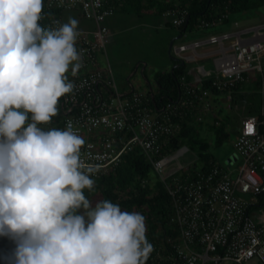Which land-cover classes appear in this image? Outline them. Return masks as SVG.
<instances>
[{
  "label": "built area",
  "instance_id": "built-area-1",
  "mask_svg": "<svg viewBox=\"0 0 264 264\" xmlns=\"http://www.w3.org/2000/svg\"><path fill=\"white\" fill-rule=\"evenodd\" d=\"M72 11L91 20L94 29L78 30L76 47L82 67L76 76L70 74L71 70L66 73L74 88L59 100L61 120L52 118L39 127L64 130L71 124L72 130L85 140L81 160L86 166L98 167L92 176L95 182L135 149L147 156L162 181H169L166 188L171 198L170 220L177 231L176 239H169L172 264H264V25L183 45L178 50L181 59L180 53L188 50L196 58L200 47L219 45V51L213 53L219 55L216 71L200 68L207 78L201 77L199 82L209 81L219 91L239 90L249 80L248 74L256 71L262 99L259 114L246 116L241 122L236 149L242 165L229 171L214 164L207 173L201 167L195 177H185L169 174L166 169L188 149L182 147L172 155L164 149L182 130L173 119L184 117V108L195 107V103H168L158 113L150 107L152 100L147 94H121L112 70L102 68L99 57L105 54L111 36L107 22L116 13L111 0H46L39 23L59 27L64 23L63 15ZM163 15L174 17V26L181 28L189 12L176 8ZM211 25L203 22L199 27ZM249 34L253 35L246 37ZM181 81L190 98L201 101L210 93L191 86L185 76ZM249 126L252 132H248ZM239 194L250 195L251 199L247 201Z\"/></svg>",
  "mask_w": 264,
  "mask_h": 264
},
{
  "label": "clouds",
  "instance_id": "clouds-1",
  "mask_svg": "<svg viewBox=\"0 0 264 264\" xmlns=\"http://www.w3.org/2000/svg\"><path fill=\"white\" fill-rule=\"evenodd\" d=\"M43 8L0 0V236L15 241L14 264H146L145 217L106 199L91 208L84 195L98 171L81 160L84 138L71 124L39 127L72 92L70 66L82 67L78 20L41 26Z\"/></svg>",
  "mask_w": 264,
  "mask_h": 264
},
{
  "label": "rangeland",
  "instance_id": "rangeland-1",
  "mask_svg": "<svg viewBox=\"0 0 264 264\" xmlns=\"http://www.w3.org/2000/svg\"><path fill=\"white\" fill-rule=\"evenodd\" d=\"M174 1L177 3L176 6H179V3L184 0ZM79 14L76 12L74 14L67 13L64 23H67L71 17L78 20L77 30H93V22L82 18ZM116 19H121V22L117 24ZM166 21L169 25L168 28H164ZM203 22L206 23L207 21L200 20L199 24ZM173 23L174 17L161 15L158 7L147 8L141 16L128 15L117 11V14L109 19V26L114 34L107 44L105 54H100L99 57L102 68H112L120 92L135 87L138 92L146 94L148 92L147 76L155 84L153 70L156 69L165 73H169L170 70L172 72L173 61L169 50L172 41L182 32ZM211 24L208 28L197 26L192 31L187 32L182 39L176 40L175 47L185 43L186 45H190V43L194 44L198 41H205L214 36L234 34L262 26L264 25V6L239 13H228V18L221 17L218 21L211 22ZM252 35L249 34L246 37H251ZM227 44L230 45L229 42ZM218 49L219 45H207L200 47L198 53L201 55L211 54L215 53ZM189 54L186 53L185 55ZM218 57L219 55L217 54H211L207 57H199L194 61L186 62L184 73L187 77L191 78V86H202V82L197 83L195 80L201 67H205L207 71H212L213 73L216 71L215 60ZM139 60H144L146 61L144 63L149 65L144 74L141 70H137ZM70 70L71 68H69ZM200 75L202 76V74ZM248 77L249 80L239 90H223L217 94L210 92L195 107L189 106L190 111L192 113L195 112L194 126L199 131L201 130L202 137L210 144L207 157L229 171L236 170L238 166L242 165V160H240L241 158L236 149L241 122L246 116L258 115L262 105L259 73L251 71ZM203 78L206 79L207 77L203 76ZM28 115L31 116V113ZM214 123L226 127L228 136L221 144L217 143L216 135L210 131V126ZM183 147H186L188 152L178 156L166 170L169 174L176 173L175 175L177 176L195 177L202 167L200 156L189 145ZM179 150L173 154H178ZM236 176L237 172L234 174V177ZM151 177L153 183L162 181L156 172H153ZM87 193L88 189H85L84 195L86 196ZM239 196L245 198L247 201L251 199L250 195L239 194ZM102 200L103 195L100 191L96 193L92 192L90 207L94 208ZM85 213L86 210L83 208L78 212L81 215ZM145 223L147 228L146 220Z\"/></svg>",
  "mask_w": 264,
  "mask_h": 264
},
{
  "label": "trees",
  "instance_id": "trees-1",
  "mask_svg": "<svg viewBox=\"0 0 264 264\" xmlns=\"http://www.w3.org/2000/svg\"><path fill=\"white\" fill-rule=\"evenodd\" d=\"M45 3L46 0H44L43 11H45ZM111 5L118 12L135 16H141L147 8L152 7H158L161 15L176 8L187 9L190 17L189 26L185 28L184 24L180 28L182 32L187 33L199 26L200 20L215 22L228 13H239L263 7L264 0H184L179 3V6H176L177 3L174 0H111ZM58 14L62 15L63 13L58 12ZM184 68L178 66L172 73H159L157 75L159 94L150 102V107L156 112H161L168 103H183L184 96L192 100L195 105L198 104V99L190 98L185 94L181 83V77L185 75ZM201 87L213 94L221 93V91L213 88L209 81L202 82ZM189 108V106L184 108V117L173 119L181 124L182 130L176 138H173L165 146L164 151L170 155L183 146L189 145L193 151L198 152L202 171L207 173L216 163L207 157L210 144L202 137L201 130L199 131L194 126L195 112L192 113ZM52 118L57 121L61 120L59 114ZM30 121L31 116H29ZM210 131L216 135L218 144L224 142L228 136L226 127L220 126L218 123L212 124ZM153 172H155L154 167L147 156L140 149H135L125 155L117 167L96 181L94 189L88 190L86 198L91 204V193L100 191L103 200L106 199L119 204L122 211L141 213L147 222L146 237L154 248L146 264H172L170 259L172 243L169 242V239L175 240L177 231L170 220L171 198L166 188V183L169 181L153 183L151 177ZM261 199L263 200L264 196H261ZM80 210L81 208L77 210V214ZM15 247V241L7 236H0V264H11Z\"/></svg>",
  "mask_w": 264,
  "mask_h": 264
},
{
  "label": "crops",
  "instance_id": "crops-1",
  "mask_svg": "<svg viewBox=\"0 0 264 264\" xmlns=\"http://www.w3.org/2000/svg\"><path fill=\"white\" fill-rule=\"evenodd\" d=\"M74 12H76V13H79V12H77V11H72V12H68V13H73L74 14ZM67 13H65L64 15H63V21L65 20V15H66ZM117 14V11H116V13H115V15ZM80 16H81V14H79ZM114 15V16H115ZM114 16H112V18L114 17ZM165 16V15H164ZM82 17V16H81ZM83 18V17H82ZM123 20V19H122ZM116 21V23L118 24V23H120L121 22V19H116L115 20ZM123 22H124V20H123ZM168 22L166 21L165 23H164V28H168V24H167ZM107 25H108V27L110 28V26H109V20H108V22H107ZM110 31H111V36H110V39H112V35L114 34L113 32H112V29L110 28ZM186 35V33L185 32H181V34L179 35V36H177L173 41H172V43H171V45H172V48L169 50V54H170V56H171V59H172V61H173V65H172V72H174V70H175V68H177L178 66H181L180 64H181V61H184L185 63L187 62V61H194V60H196L197 58H199V57H207V56H210L211 54H213V53H211V54H205V55H201V54H199L200 56H198V57H196V58H194V53L192 52V51H190V50H188V51H185V52H181L180 53V55L184 58V59H181L180 57H179V54H178V50L180 49V47L181 46H183V45H186V43L185 44H182V45H179L178 47H175V42H176V40H178V39H182L184 36ZM189 45V44H188ZM190 45H191V43H190ZM207 46V45H206ZM217 51H219V49L217 50ZM216 51V52H217ZM186 53H190L189 55H185ZM144 62H146V61H144V60H139L138 61V65H137V67H138V69L137 70H141V72L144 74V73H146V71H147V68H148V64L146 63H144ZM144 67V68H143ZM183 67H186V64L183 66ZM111 70H112V68L111 67H109ZM202 68V67H201ZM106 69V68H105ZM200 70V69H199ZM154 72H153V75H154V82H155V84L150 80V78L147 76V79H148V81L146 80V83H147V89H148V92L146 93L148 96H150L151 97V100H154V98L159 94V85H158V82H157V80H156V77H157V75L159 74V73H165V72H161V71H157L156 69L155 70H153ZM169 72H170V70H169ZM171 72V73H172ZM199 72V74L198 75H196V81H197V83H200L199 81H200V78L201 77H203V76H201L200 74V71H198ZM112 73H113V70H112ZM167 73V72H166ZM114 76V75H113ZM186 78H187V82L190 84V80H191V78L190 77H187L186 75H184ZM182 78V77H181ZM181 83H182V81H181ZM183 86V85H182ZM135 91H138L135 87H132V89H130V90H125V91H122V92H120L121 94H123V95H128V94H131V93H133V92H135ZM190 99H188L186 96H184V98H183V100L182 101H184L183 103H187L188 101H189ZM181 101V102H182ZM163 110V109H162ZM161 110V111H162ZM156 115H157V113H156Z\"/></svg>",
  "mask_w": 264,
  "mask_h": 264
},
{
  "label": "water",
  "instance_id": "water-1",
  "mask_svg": "<svg viewBox=\"0 0 264 264\" xmlns=\"http://www.w3.org/2000/svg\"><path fill=\"white\" fill-rule=\"evenodd\" d=\"M189 23H190V17H188L187 21H186V24H185V28H187L189 26ZM173 44V43H172ZM171 48H172V45H171ZM170 48V49H171ZM186 63L184 61H181V66H184Z\"/></svg>",
  "mask_w": 264,
  "mask_h": 264
},
{
  "label": "snow or ice",
  "instance_id": "snow-or-ice-1",
  "mask_svg": "<svg viewBox=\"0 0 264 264\" xmlns=\"http://www.w3.org/2000/svg\"><path fill=\"white\" fill-rule=\"evenodd\" d=\"M249 131H252V127L251 126H249Z\"/></svg>",
  "mask_w": 264,
  "mask_h": 264
}]
</instances>
